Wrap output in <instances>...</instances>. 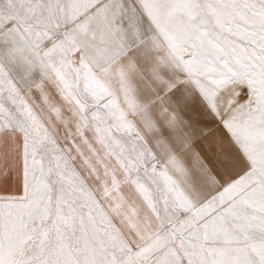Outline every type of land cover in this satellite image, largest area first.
Segmentation results:
<instances>
[{
  "label": "snow or ice",
  "instance_id": "1",
  "mask_svg": "<svg viewBox=\"0 0 264 264\" xmlns=\"http://www.w3.org/2000/svg\"><path fill=\"white\" fill-rule=\"evenodd\" d=\"M0 264H264V0H0Z\"/></svg>",
  "mask_w": 264,
  "mask_h": 264
}]
</instances>
